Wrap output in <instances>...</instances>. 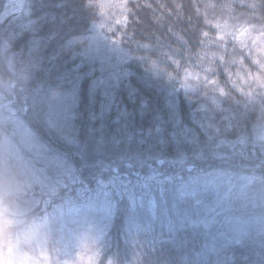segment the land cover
<instances>
[{"label": "trees", "instance_id": "trees-1", "mask_svg": "<svg viewBox=\"0 0 264 264\" xmlns=\"http://www.w3.org/2000/svg\"><path fill=\"white\" fill-rule=\"evenodd\" d=\"M111 2L0 0V98L7 116L30 131L35 147L23 151L31 163L54 175L63 164L79 176L76 184L53 190L61 199L50 203L39 187H11L0 215L12 217L9 223L33 221L18 241L40 229L51 244L64 200L80 185L86 193L106 186L116 167L129 173L134 188L117 187L94 264H264V231L254 219L260 209L239 213L243 226L226 215L213 218L224 189L203 183L231 170L238 181L255 178L250 194L264 185V70L227 62L231 42L225 64L211 56L201 63L200 31L210 38L215 32L196 20L194 0H177L184 8L175 12L193 15L191 24L179 25L161 14L157 0H140V9L126 13V29L115 22L121 9L98 7ZM163 2L173 7V0ZM196 3L210 19L241 25L260 15L264 0H244L245 15L238 18L210 7L213 0ZM249 27L255 34L264 23ZM210 52L223 54L214 46ZM173 59L181 60L179 73ZM185 69L201 78L185 80ZM204 75H215L218 84L209 85ZM148 173L157 179L140 198L138 186L150 181Z\"/></svg>", "mask_w": 264, "mask_h": 264}, {"label": "rangeland", "instance_id": "rangeland-1", "mask_svg": "<svg viewBox=\"0 0 264 264\" xmlns=\"http://www.w3.org/2000/svg\"><path fill=\"white\" fill-rule=\"evenodd\" d=\"M6 50L7 47L2 44L4 56ZM5 58L14 73L13 61ZM2 101L0 98V125L3 132L0 138V200L11 187L19 190L39 187L41 192L45 191L44 200L47 203L54 198L61 199L57 193L52 192L60 187L68 188L69 183H77L79 176L74 167L61 164L54 175L31 163L23 151V148L35 147L30 131L16 116H7ZM149 175L150 173L147 178L153 177ZM156 179L138 186L140 198L150 193L148 186ZM108 181L106 186H98L90 193L82 191L80 185L76 196L72 195L64 200L65 203L55 213L57 236L53 243L49 244L48 235L41 233L40 229L28 231L23 243L28 247L32 264H94L99 245L105 237L106 217L112 209L111 202L117 187L124 184L131 191L134 188L132 179H124L118 175L111 176ZM149 201L151 205L155 203L154 198Z\"/></svg>", "mask_w": 264, "mask_h": 264}, {"label": "snow or ice", "instance_id": "snow-or-ice-1", "mask_svg": "<svg viewBox=\"0 0 264 264\" xmlns=\"http://www.w3.org/2000/svg\"><path fill=\"white\" fill-rule=\"evenodd\" d=\"M157 5L161 14L163 15L166 12L169 18H173L176 25H179L181 22L188 24L193 22V15L185 16L183 13H177L174 11L175 8H184V5L177 2V0H173L172 8H169L163 0H157ZM98 7L102 9L111 7L121 9L122 14L115 22L126 29L130 23V16L126 15V13L131 12L132 7L140 9L141 4L140 0H113L111 3L98 4ZM148 7H151L153 12L156 11V8L152 5H148ZM193 7L195 10L194 15L196 20L199 21L202 19L203 23L208 25L209 28L215 32V35L210 38L209 31H200L201 53H198L197 56L201 63H203L205 57L211 56L217 59L219 64H225L226 56L224 53L228 52L229 43L231 42L232 55L231 58H227V62L238 63L245 69H248L249 64H251L264 70V64L260 63V61L264 59V29H261L254 34L252 28L249 27V25L253 24L254 21L264 23V11H261V9H264V4L259 5L260 15H257L255 12L252 13V19L241 25H230L227 21L221 22V20L215 18L214 15H212L210 19L208 12L201 13L196 0H194ZM210 7H218L221 12L227 10L229 13L233 14V18H238L240 15H245L242 10L246 7V4L244 3V0H219L218 3L216 0H213ZM237 9H240L241 11L237 12ZM161 18L162 17H157L154 20V23L159 24V20ZM167 31L171 33L172 27L169 26ZM151 35L154 37L156 42L159 43L160 38L156 35V32H152ZM182 45H187V42L182 43ZM237 45L239 48L238 52ZM213 46L221 49L223 54L210 52V48ZM175 51L179 52L181 51V48H176ZM173 65L175 66V71L179 73L178 70L181 67V60L173 59L172 66ZM224 72L227 78L231 79L232 74L229 69L225 68ZM237 75H239V73H237ZM183 76L185 80L189 78L200 79L201 73L190 72L188 69H185ZM203 79L209 85H216L219 82L218 77L215 75L211 77L204 75ZM183 88L187 89V86ZM150 179L155 180L156 177L153 176ZM254 182L255 178L250 176H246L244 182L238 181L237 175L233 174L231 170L220 171L212 176L203 178L204 184L211 185L218 189H224L223 194L218 199L213 210L212 217L215 218L218 215H226L229 216L230 219L237 225L243 226L246 221L239 213L249 206L259 208L261 214L254 219L260 229L264 231V185H262L258 193L250 194L248 189ZM145 183H147V181H145ZM121 187H124V185H121Z\"/></svg>", "mask_w": 264, "mask_h": 264}, {"label": "clouds", "instance_id": "clouds-1", "mask_svg": "<svg viewBox=\"0 0 264 264\" xmlns=\"http://www.w3.org/2000/svg\"><path fill=\"white\" fill-rule=\"evenodd\" d=\"M12 217L0 215V264H32L28 247L19 240L33 223L31 219L9 223Z\"/></svg>", "mask_w": 264, "mask_h": 264}]
</instances>
